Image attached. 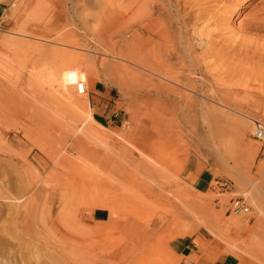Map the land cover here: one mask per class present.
Wrapping results in <instances>:
<instances>
[{
    "label": "rangeland",
    "instance_id": "374dc122",
    "mask_svg": "<svg viewBox=\"0 0 264 264\" xmlns=\"http://www.w3.org/2000/svg\"><path fill=\"white\" fill-rule=\"evenodd\" d=\"M203 21L207 49L192 33ZM97 86L114 100L112 122L94 118ZM256 120L264 0H22L0 19V264H178L168 242L195 235L238 264H262ZM192 156L211 171L203 192L185 173ZM238 196L239 227L227 211ZM187 204L196 216L177 214ZM94 209L138 224L144 244L127 261L112 256L118 227L88 224Z\"/></svg>",
    "mask_w": 264,
    "mask_h": 264
},
{
    "label": "crops",
    "instance_id": "0c3cea01",
    "mask_svg": "<svg viewBox=\"0 0 264 264\" xmlns=\"http://www.w3.org/2000/svg\"><path fill=\"white\" fill-rule=\"evenodd\" d=\"M13 1L9 0L6 4L0 3V19L5 13L10 16L22 0H17V5L11 8ZM95 92L96 94L91 95L94 118L97 116L105 123L116 120L117 112H115L114 100L110 92L101 86H97ZM185 173L190 175V182L194 188L201 192L207 189L212 180L211 171L207 168L199 170V160L194 156L188 158ZM87 215L90 217L88 224L97 233H105L109 227H118V233L124 240L114 249L112 255L114 259L125 262L144 244L143 233L132 219L111 223L109 212L103 209H94ZM202 242V239L196 235L181 236L171 239L168 247L173 256L179 258L178 264H238L234 256L223 255V246L218 242L211 240L203 246Z\"/></svg>",
    "mask_w": 264,
    "mask_h": 264
},
{
    "label": "bare ground",
    "instance_id": "6f19581e",
    "mask_svg": "<svg viewBox=\"0 0 264 264\" xmlns=\"http://www.w3.org/2000/svg\"><path fill=\"white\" fill-rule=\"evenodd\" d=\"M76 11V10H75ZM201 23V22H200ZM199 24V23H198ZM193 28V27H192ZM153 29H155V28H153ZM158 29V28H157ZM192 33H193V39L195 40V41H197L201 46H203V47H205L206 49H207V47L208 46H210V44H211V41L212 40H210V38H211V33H210V30H209V28H208V24L205 22V21H203L200 25H198V26H195L194 28H193V30H192ZM237 36V35H236ZM232 38H234V37H232ZM162 48V47H161ZM122 59V58H121ZM102 63H103V61H101ZM111 65V64H110ZM112 67V66H111ZM113 68V67H112ZM113 69H115V68H113ZM123 71V70H122ZM154 75V74H153ZM153 81V80H152ZM154 84H151L153 87H151V90H153L155 87H158L156 90L158 91V92H160L161 91V88L162 87H160L159 85H157V83H155V82H153ZM161 85V84H160ZM82 86H83V88H84V92H85V87H84V85L82 84ZM153 88V89H152ZM163 89H165V93L166 94H169L170 93V91H169V89L167 90L166 89V86L165 87H163ZM172 90V89H171ZM190 90V89H189ZM78 92V91H77ZM78 94H80V93H78ZM81 94H83V93H81ZM79 97V96H78ZM85 97V96H84ZM73 98V97H72ZM75 98V97H74ZM76 99V98H75ZM82 99V98H81ZM71 100V99H70ZM78 100V99H77ZM73 101H74V99H73ZM84 100H81V101H79V102H83ZM72 102V101H71ZM85 102V101H84ZM209 106V105H208ZM222 107H225V108H227L225 105H221ZM86 114H88L89 116H91V109H89V111H88V113H86ZM92 120V119H91ZM94 130V129H93ZM96 130H97V128H96ZM102 132V131H101ZM98 135V134H97ZM251 146H253V145H251ZM251 146H249L248 148L251 150L252 149V147ZM153 151H155V150H153ZM157 151V150H156ZM158 152V151H157ZM122 155V154H121ZM121 157V156H120ZM122 158H123V160H124V156H122ZM139 167V166H138ZM138 169V168H137ZM140 170V169H139ZM148 174V173H147ZM125 179V178H124ZM157 187V186H156ZM144 191V190H143ZM147 191H149V190H147ZM210 191V190H209ZM150 192V191H149ZM206 193V192H205ZM140 194V193H139ZM148 194V193H147ZM210 197L212 196V195H209ZM194 200V199H193ZM192 200V201H193ZM232 200V199H231ZM230 200V201H231ZM141 201V200H140ZM146 202V201H145ZM189 202H191V201H189ZM193 203V202H192ZM201 203V202H200ZM186 204H184L183 206H185ZM188 205V204H187ZM195 205V204H194ZM197 205H199V207L200 208H202V210L205 212V213H207V215L208 216H210V218L211 217H213V218H215V220L217 221V214L216 213H214V211L212 210V208L210 207V204L208 203H204V204H197ZM134 206V205H133ZM230 206V205H229ZM228 206V207H229ZM137 207V206H136ZM228 207H227V209H228ZM130 209V208H129ZM183 209H184V207H183ZM122 210V209H121ZM127 210V209H126ZM129 211V210H128ZM136 211H137V209H136ZM139 211V210H138ZM183 211V210H182ZM181 211V212H182ZM228 211V210H227ZM129 213H131V212H129ZM180 213V212H179ZM179 213H177L180 217H182V218H186V216H188V217H193V216H196L197 214L196 213H194L193 211H192V208L190 207V205H188L187 206V209L186 210H184L183 212H182V214H179ZM131 215V214H130ZM239 216L235 219V223H236V225L239 227V226H243V224H244V222H242V220H241V216H240V213L238 214ZM134 216H136V215H134ZM178 217V216H177ZM176 217V218H177ZM243 217V216H242ZM183 220V219H182ZM173 221V220H172ZM205 224H207V223H205ZM157 225H159V224H157ZM155 227H156V225H154ZM157 227H159V226H157ZM207 228V227H206ZM209 228V227H208ZM243 228V227H242ZM154 229V228H153ZM177 232V234L180 232V231H184V230H180V229H177L176 230ZM186 232V231H185ZM254 250V249H253ZM257 250V249H256ZM249 252V251H248ZM258 253V252H257ZM261 254V255H260ZM260 254H258V255H260V256H262V253H260ZM257 255V256H258ZM254 256V255H253ZM256 257V256H255ZM257 258V257H256ZM259 260H260V258H259ZM264 261V259L261 261V263ZM264 263V262H263ZM262 263V264H263Z\"/></svg>",
    "mask_w": 264,
    "mask_h": 264
},
{
    "label": "built area",
    "instance_id": "2783aa9c",
    "mask_svg": "<svg viewBox=\"0 0 264 264\" xmlns=\"http://www.w3.org/2000/svg\"><path fill=\"white\" fill-rule=\"evenodd\" d=\"M83 83H79L77 85V91L78 93H84V88L82 86ZM86 89V88H85ZM252 136L259 140L264 141V123L260 122L259 120L254 121V132L252 133ZM245 209V200L243 197L238 196L236 198H233L230 201V206L228 207V212L239 214Z\"/></svg>",
    "mask_w": 264,
    "mask_h": 264
}]
</instances>
